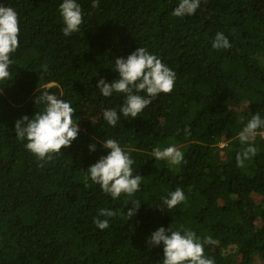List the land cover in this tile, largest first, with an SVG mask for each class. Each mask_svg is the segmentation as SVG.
<instances>
[{"label": "trees", "instance_id": "obj_1", "mask_svg": "<svg viewBox=\"0 0 264 264\" xmlns=\"http://www.w3.org/2000/svg\"><path fill=\"white\" fill-rule=\"evenodd\" d=\"M1 1L17 12L20 32L10 77L0 81V264H162L163 245L148 240L171 226L211 236L216 244L204 251L215 264L264 262V136L250 142L257 154L243 168L236 161L248 146L238 133L257 112L264 119V0H201L182 18L172 15L179 0H99L95 9L93 0H77L83 23L67 37L62 0ZM217 32L229 49H213ZM139 47L176 81L132 119L120 114L125 96H102L98 81L118 79L114 61ZM38 88L70 103L79 126L71 147L43 167L15 134L18 119L43 110ZM106 109L117 111L115 127L103 119ZM103 139L129 153L142 177L131 198L113 199L85 181L108 154ZM171 145L184 154L178 167L152 155ZM177 187L186 201L161 211ZM133 200L141 206L128 218ZM100 209L118 213L105 230L94 224Z\"/></svg>", "mask_w": 264, "mask_h": 264}, {"label": "clouds", "instance_id": "obj_2", "mask_svg": "<svg viewBox=\"0 0 264 264\" xmlns=\"http://www.w3.org/2000/svg\"><path fill=\"white\" fill-rule=\"evenodd\" d=\"M201 5V0H179L178 6L172 12L177 18L191 17ZM99 7V0H93L92 8ZM59 14L63 21L61 29L64 36H71L79 32L83 23L81 6L77 0H62L59 6ZM19 17L11 7L0 6V81L10 77L11 59L19 46ZM212 47L215 50H227L231 47L229 40L222 32H217ZM119 78L112 83L104 79L98 81V90L104 97H111L113 93L123 94L125 100L120 107V114L124 117L135 119L161 94H169L173 91L176 81V73L162 63L156 55L149 53L143 47H139L126 59L117 58L114 61ZM47 71V66L44 68ZM35 104L43 105L42 111H37L32 118L24 116L15 122V134L20 141H27L25 148L37 158L41 167L45 162H51L62 153V149L70 148L72 142L77 139L79 126L73 122L74 109L70 103L58 99L49 91H41L38 88ZM103 119L115 127L120 119L114 109H106ZM264 128V119L259 112L252 115L246 126L238 133V139L243 148L236 156L237 166L243 168L245 161L251 160L256 154V147L251 145L257 135L264 136V132L258 133V129ZM187 135L191 129H185ZM103 149L108 151L106 156L99 159L87 169L85 177L93 184L99 185L102 192L113 199H119L121 195L128 198L134 196L140 190L142 177L134 175L132 165L134 161L130 154L113 139L101 141ZM90 150L96 151L95 144H91ZM152 155L156 160L166 161L169 167H178L184 162V154L175 145L161 149L159 146L153 149ZM186 201L181 188L170 192L163 199L161 211L166 208L171 212L179 204ZM133 207L127 211L128 218H133L141 203L132 201ZM118 215L110 209H100L98 216L94 218V224L100 230L109 227V218ZM99 217H105L100 219ZM148 243L152 247L163 245L162 264H215V261L205 256V245H215L216 241L211 236L199 237L191 229L173 230L163 227L151 234Z\"/></svg>", "mask_w": 264, "mask_h": 264}, {"label": "water", "instance_id": "obj_3", "mask_svg": "<svg viewBox=\"0 0 264 264\" xmlns=\"http://www.w3.org/2000/svg\"><path fill=\"white\" fill-rule=\"evenodd\" d=\"M0 6H4L1 0H0Z\"/></svg>", "mask_w": 264, "mask_h": 264}, {"label": "rangeland", "instance_id": "obj_4", "mask_svg": "<svg viewBox=\"0 0 264 264\" xmlns=\"http://www.w3.org/2000/svg\"><path fill=\"white\" fill-rule=\"evenodd\" d=\"M258 264H264V262H258Z\"/></svg>", "mask_w": 264, "mask_h": 264}]
</instances>
